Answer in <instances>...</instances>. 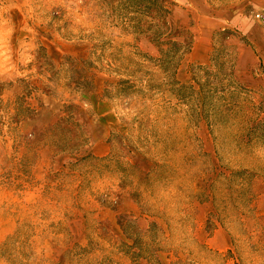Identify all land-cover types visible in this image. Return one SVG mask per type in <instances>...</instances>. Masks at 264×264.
Here are the masks:
<instances>
[{"label":"rangeland","instance_id":"374dc122","mask_svg":"<svg viewBox=\"0 0 264 264\" xmlns=\"http://www.w3.org/2000/svg\"><path fill=\"white\" fill-rule=\"evenodd\" d=\"M119 1L0 0V264H264V0Z\"/></svg>","mask_w":264,"mask_h":264},{"label":"trees","instance_id":"16d2710c","mask_svg":"<svg viewBox=\"0 0 264 264\" xmlns=\"http://www.w3.org/2000/svg\"><path fill=\"white\" fill-rule=\"evenodd\" d=\"M166 2L167 0H120L117 3V7L128 12L127 18L130 22H134L139 17L150 18L151 21L147 22V30L155 33L156 37H161L165 34L158 33V30L161 29L159 23L163 22L170 14V9ZM178 51L179 47L176 43L172 42L168 53L174 55Z\"/></svg>","mask_w":264,"mask_h":264},{"label":"built area","instance_id":"2783aa9c","mask_svg":"<svg viewBox=\"0 0 264 264\" xmlns=\"http://www.w3.org/2000/svg\"><path fill=\"white\" fill-rule=\"evenodd\" d=\"M262 22H264V17H263V19H262Z\"/></svg>","mask_w":264,"mask_h":264},{"label":"crops","instance_id":"0c3cea01","mask_svg":"<svg viewBox=\"0 0 264 264\" xmlns=\"http://www.w3.org/2000/svg\"><path fill=\"white\" fill-rule=\"evenodd\" d=\"M249 54V53H248ZM244 59L242 58V61H243Z\"/></svg>","mask_w":264,"mask_h":264}]
</instances>
